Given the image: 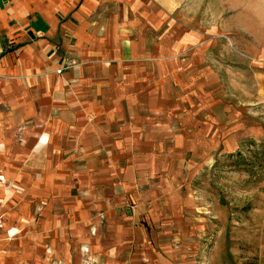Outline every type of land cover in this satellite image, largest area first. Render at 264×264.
<instances>
[{"label": "rangeland", "instance_id": "1", "mask_svg": "<svg viewBox=\"0 0 264 264\" xmlns=\"http://www.w3.org/2000/svg\"><path fill=\"white\" fill-rule=\"evenodd\" d=\"M136 5L125 37L143 64L127 82L103 71L87 124L49 132L64 170L58 239L27 261L264 264V0Z\"/></svg>", "mask_w": 264, "mask_h": 264}, {"label": "crops", "instance_id": "2", "mask_svg": "<svg viewBox=\"0 0 264 264\" xmlns=\"http://www.w3.org/2000/svg\"><path fill=\"white\" fill-rule=\"evenodd\" d=\"M136 2L0 0V264H29L33 250L42 255L46 242L57 241L54 232L49 240L50 228L60 227L50 205L59 203L64 170L57 154L55 165L49 160L48 148L58 150L49 132L87 124L103 71L111 67L127 82L143 64L141 46L125 37L133 29L128 19L143 16ZM258 76L256 99L264 102V73ZM27 117L38 120L20 123ZM17 127L25 131L15 134ZM32 158L39 164H27Z\"/></svg>", "mask_w": 264, "mask_h": 264}, {"label": "built area", "instance_id": "3", "mask_svg": "<svg viewBox=\"0 0 264 264\" xmlns=\"http://www.w3.org/2000/svg\"><path fill=\"white\" fill-rule=\"evenodd\" d=\"M56 71H57V72H59V71H60V69H56Z\"/></svg>", "mask_w": 264, "mask_h": 264}]
</instances>
